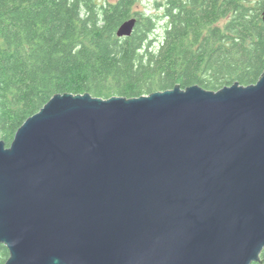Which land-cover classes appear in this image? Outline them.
<instances>
[{"label":"water","instance_id":"95a60500","mask_svg":"<svg viewBox=\"0 0 264 264\" xmlns=\"http://www.w3.org/2000/svg\"><path fill=\"white\" fill-rule=\"evenodd\" d=\"M260 76L216 92L52 96L0 140L4 264H264Z\"/></svg>","mask_w":264,"mask_h":264},{"label":"trees","instance_id":"16d2710c","mask_svg":"<svg viewBox=\"0 0 264 264\" xmlns=\"http://www.w3.org/2000/svg\"><path fill=\"white\" fill-rule=\"evenodd\" d=\"M0 0V140L56 94L137 98L179 85L218 91L264 72V0ZM136 18L132 34L117 28ZM158 21L161 34L155 33ZM9 258L0 245V264Z\"/></svg>","mask_w":264,"mask_h":264},{"label":"rangeland","instance_id":"374dc122","mask_svg":"<svg viewBox=\"0 0 264 264\" xmlns=\"http://www.w3.org/2000/svg\"><path fill=\"white\" fill-rule=\"evenodd\" d=\"M98 2V5L100 3H103L107 0H95ZM109 2H113L115 0H108ZM155 1L156 0H140V3L137 4V6L135 7V11L138 12H145L146 15H152V16H158V12L155 8ZM163 27V22L162 21H158V28L156 33H155V37L158 38V36L161 34L162 32V28Z\"/></svg>","mask_w":264,"mask_h":264}]
</instances>
